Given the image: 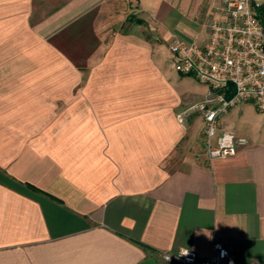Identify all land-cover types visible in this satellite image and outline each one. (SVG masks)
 <instances>
[{
	"label": "crops",
	"instance_id": "1",
	"mask_svg": "<svg viewBox=\"0 0 264 264\" xmlns=\"http://www.w3.org/2000/svg\"><path fill=\"white\" fill-rule=\"evenodd\" d=\"M129 1L147 26L121 29ZM223 2L0 0V264H168L216 240L264 264V113L229 111L246 143L209 160L161 56Z\"/></svg>",
	"mask_w": 264,
	"mask_h": 264
},
{
	"label": "built area",
	"instance_id": "2",
	"mask_svg": "<svg viewBox=\"0 0 264 264\" xmlns=\"http://www.w3.org/2000/svg\"><path fill=\"white\" fill-rule=\"evenodd\" d=\"M263 6L253 0H224L208 22L203 42L173 37L167 43L173 69L210 89L212 104L201 107L203 148L209 160L232 156L246 143L244 137L220 128L222 112L250 101L264 113ZM228 93L231 95L226 97ZM177 117L182 121L181 114ZM162 258L168 264H235L233 249L223 240L213 242L208 257L182 248L164 253Z\"/></svg>",
	"mask_w": 264,
	"mask_h": 264
},
{
	"label": "rangeland",
	"instance_id": "3",
	"mask_svg": "<svg viewBox=\"0 0 264 264\" xmlns=\"http://www.w3.org/2000/svg\"><path fill=\"white\" fill-rule=\"evenodd\" d=\"M254 2L256 3H261V4H264V0H253ZM133 6H131L130 4V1H129V9H127L126 11H124L122 14H123V18H124V21L121 25V29L124 30V29H127L128 27H130L133 23L137 22L138 21V17H137V14H136V10L132 9ZM142 23V22H141ZM144 26H147L146 23H142ZM146 35L148 36H152V32L150 30H145L144 31ZM176 37V36H175ZM160 39V37H159ZM161 40V39H160ZM162 50V58L164 60V63L166 64L167 67L170 68V59H169V56H168V52H167V49L166 47L164 46V48L161 49ZM172 71L173 69L170 68ZM187 83H188V88H189V97L188 99L186 100V103H185V106H183L182 108H185L189 105L192 104V108H195L199 111V113L201 114L202 116V110H201V107L203 105H207V106H210L212 104V102L209 101L210 98H212V95L210 94V89H208L204 84L198 82L193 76H187ZM196 102V103H195ZM194 103V104H193ZM206 103V104H205ZM240 103H238L237 105H239ZM253 104V103H252ZM234 106L232 108H230L228 111H225V112H222L219 116V120H223V122L225 123H230L232 120L231 117L229 115H227V113L230 111V112H233L235 107ZM253 111L254 113H258L261 115L260 112H258L256 109H255V106H253ZM252 112L251 110L248 111L246 114L250 115ZM182 115V113H181ZM247 115V116H248ZM234 117L236 118L237 117V114L236 116L234 115ZM194 122V120H193ZM263 122L262 118L260 119V124ZM264 124V122H263ZM202 125H201V120L198 121V124H197V129L201 128Z\"/></svg>",
	"mask_w": 264,
	"mask_h": 264
},
{
	"label": "trees",
	"instance_id": "4",
	"mask_svg": "<svg viewBox=\"0 0 264 264\" xmlns=\"http://www.w3.org/2000/svg\"><path fill=\"white\" fill-rule=\"evenodd\" d=\"M260 14H261V17H262V19H263V21H264V6H263V8L260 10ZM138 23H141V22H143L141 19H138V21H137ZM231 95V93H228V94H226V97H229Z\"/></svg>",
	"mask_w": 264,
	"mask_h": 264
}]
</instances>
